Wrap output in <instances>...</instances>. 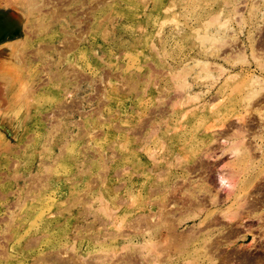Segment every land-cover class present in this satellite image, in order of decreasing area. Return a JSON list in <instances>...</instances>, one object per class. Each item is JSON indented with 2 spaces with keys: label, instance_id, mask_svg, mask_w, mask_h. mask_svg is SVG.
I'll use <instances>...</instances> for the list:
<instances>
[{
  "label": "rangeland",
  "instance_id": "rangeland-1",
  "mask_svg": "<svg viewBox=\"0 0 264 264\" xmlns=\"http://www.w3.org/2000/svg\"><path fill=\"white\" fill-rule=\"evenodd\" d=\"M2 2L0 264H264V0Z\"/></svg>",
  "mask_w": 264,
  "mask_h": 264
},
{
  "label": "crops",
  "instance_id": "crops-1",
  "mask_svg": "<svg viewBox=\"0 0 264 264\" xmlns=\"http://www.w3.org/2000/svg\"><path fill=\"white\" fill-rule=\"evenodd\" d=\"M2 1L3 0H0V36L2 33H5L6 37L0 41V85H5V89L0 88V123L8 128H14L19 138H10L9 141L12 143L20 141L21 137L24 135V130L28 128L32 118L31 115L28 114V109L25 104L26 101L22 97L21 87L17 80L18 77H9L5 73L6 71L3 70L8 65H12L13 62L12 54L14 49L9 46L22 40L26 35L25 22L27 16H25L24 11L18 10V12H13L14 9L3 7L1 5V3H3ZM1 14H3V17ZM53 19L54 20L51 21L52 23L54 22L55 25L60 24V19L56 18V15H53ZM54 23L52 24L53 26H55ZM10 36H12L13 39H8ZM11 86L16 87L13 89ZM1 124L0 129L2 126Z\"/></svg>",
  "mask_w": 264,
  "mask_h": 264
},
{
  "label": "bare ground",
  "instance_id": "bare-ground-1",
  "mask_svg": "<svg viewBox=\"0 0 264 264\" xmlns=\"http://www.w3.org/2000/svg\"><path fill=\"white\" fill-rule=\"evenodd\" d=\"M104 1H105V0H104ZM68 2H69V1H68ZM98 2L100 3V1H98ZM101 2H103V1H101ZM5 3H7V2H5ZM63 3H64V2H63ZM84 3H85V2H84ZM84 3H83V4H84ZM57 4H58V3H57ZM8 5H9V4H8ZM59 5H60V4H59ZM97 5H98V4H97ZM64 6H65V5H64ZM9 7H10V5H9ZM58 7L61 8L60 6H58ZM62 7H63V6H62ZM65 7H66V6H65ZM95 7H96V6H95ZM95 7H94V9H95ZM55 8L58 10L57 7H55ZM8 9H9V8H8ZM12 9H13V8H12ZM21 9H22V8H21ZM60 10H61V9H60ZM73 11H74V10H73ZM51 12H52V11H51ZM52 13H53V12H52ZM52 13H50V14H52ZM58 13H59V11H57L56 14H58ZM63 13H64V12H63ZM56 14H55V15H56ZM61 16H63V15H61ZM104 20H105V19H104ZM104 20H103V21H104ZM69 21H70V20H69ZM104 24H105V23H104ZM221 25H222V24H221ZM42 26H43V25H42ZM104 26H105V25H104ZM106 28H107V27H106ZM220 28H221V27H220ZM87 34H88V33H87ZM82 35H83V34H82ZM82 35H80V36H82ZM87 36H88V35H87ZM89 37H90V36H89ZM72 38H73V37H72ZM75 38H76V37H75ZM83 39H84V37H83ZM83 39H82V40H83ZM86 39H88V38H86ZM100 39H101V38H100ZM64 40H65V39H64ZM68 40L71 42V39H70V38H69ZM84 40H85V39H84ZM66 41H67V40H65L64 43H67V44H68V41H67V42H66ZM89 41H90V40H89ZM73 42H75V41L73 40V41L71 42V44H68V45L66 46V48H67L68 46H73L72 44L75 45V43H73ZM87 42H88V41H87ZM91 43H92V42H91ZM77 44L79 45L80 42H79V43L77 42ZM89 44H90V43H89ZM64 45H65V44H64ZM83 45H84V44H83ZM87 45H88V44H87ZM58 46H59V45H58ZM76 46H77V45H76ZM76 46H74V47H76ZM82 47H83V46H82ZM55 48H56V47H55ZM68 48H69V47H68ZM60 49H61V48H60ZM72 49H74V48H72ZM76 49H77V48H76ZM78 49H79V48H78ZM87 49H88V48H87ZM43 50H44V49H43ZM63 50H65L64 46H63ZM67 50H71V49L69 48V49H67ZM67 50H65V51H67ZM74 50H75V49H74ZM74 50H72V51H74ZM64 53H65V52H64ZM64 53H63L62 55H64ZM35 54H36V53H35ZM42 54H43V53H42ZM67 54H68V51H67ZM35 56H36V55H35ZM95 56H96V55H95ZM261 59H262V58H261ZM259 61H260V60H259ZM257 62H258V61H257ZM207 66H208V65H206V67H207ZM50 67H52V66H50ZM206 67H204V68H202V69L204 70ZM263 67H264V66H263ZM45 69H47V68H45ZM260 69H261V68H260ZM208 70H209V69H208ZM71 71H72V70H71ZM206 71H207V70H206ZM69 72H70V70H69ZM69 72H68V73H69ZM72 72H73V73L75 72L76 76L78 75V73H76V71H72ZM48 74H50V73L48 72ZM69 74H71V73H69ZM79 74H80V73H79ZM82 74H83V73H82ZM82 74H81V75H82ZM71 75H72V74H71ZM71 75H70V77H73V75H72V76H71ZM35 76H36V75H35ZM35 76H34V77H35ZM50 76H52V75H50ZM76 76H75L74 78H77V77H78V76H77V77H76ZM102 76H103V74H102ZM53 77H54V76H53ZM84 77H85V76H84ZM231 77H232V76H231ZM78 78H79V77H78ZM86 78H89V77H86ZM235 78H236V77H235ZM79 79L81 80V77H80ZM82 79L85 81L84 78H82ZM99 79H100V78H99ZM231 79H232V78H231ZM75 80H76V79H75ZM105 80H106V79H105ZM105 80H104V81H105ZM48 82H49V81H48ZM79 82H81V81H79ZM79 82H78V83H79ZM252 82H253V81H252ZM83 83H84V82H83ZM104 83H105V82H104ZM77 85H78V84H77ZM252 85H253V84H252ZM257 85H258V84H257ZM101 86H102V85H101ZM104 86H105V85H104ZM113 86H114V85H113ZM255 86H256V85H255ZM0 87H1V85H0ZM4 87H5V85H4V86L2 85L1 88H4ZM55 87H56V86H55ZM115 87H116V86H115ZM252 87H253V86H252ZM258 87H259V86H258ZM61 88H63V87H61ZM93 88H94V87H93ZM111 88H112V87H111ZM253 88H254V87H253ZM4 89H5V88H4ZM7 90H8V89H7ZM102 90H103V89H102ZM104 91H105V90H104ZM64 92H65V91H64ZM117 92H118V91H117ZM258 92H260V91H258ZM261 92H263V91H261ZM254 93H255V92H254ZM255 98H256V97H255ZM84 106H85V105H84ZM65 109H66V108H65ZM253 109H254V108H253ZM77 111H78V110H77ZM259 114H260V113H259ZM259 117H260V116H259ZM53 119H54V118H53ZM241 120H242V119H241ZM238 131H239V130H238ZM241 133H242V132H241ZM246 133H247V132H246ZM231 134H232V133H231ZM240 135H241V134H240ZM242 135H243V134H242ZM242 135H241V136H242ZM244 135H245V134H244ZM4 136H5V135H4ZM4 136H3V137H4ZM235 138H236V137H235ZM236 143H237V142H236ZM240 144H243V143H240ZM234 145H235V144H234ZM234 145H233V146H234ZM238 145H239V143H238ZM236 146H237V145H236ZM236 146H235V147H236ZM235 147H234V148H235ZM238 147H239V146H238ZM242 147H243V145H242ZM236 148H237V147H236ZM235 152H237V150H236ZM239 155H240V154H239ZM237 172H238V171H237ZM239 176H240V175H239ZM223 177H224V176H223ZM228 177H229V176H228ZM262 178H263V177H262ZM218 179H219V178H218ZM39 180H40V179H39ZM41 180H42V179H41ZM224 180H225V179H224ZM224 180H219V181H222V182H223ZM258 180H259V179H258ZM219 181H218V182H219ZM225 181H226V180H225ZM222 182H220V183H222ZM38 185H39V184H38ZM40 185H41V184H40ZM29 186H30V185H29ZM35 186H36V185H35ZM32 187H33V186H32ZM258 188H259V187H258ZM33 189H34V188H33ZM202 189H203V188H202ZM229 189H230V188H229ZM34 190H35V189H34ZM256 190H257V189H256ZM258 191H259V189H258ZM188 192H189V191H188ZM260 194H261V193H260ZM260 194H258V196H259ZM226 195H227V194H226ZM263 195H264V193H263ZM263 195L261 194L259 197H261V196H263ZM225 197H226V196H225ZM261 198H263V197H261ZM262 200H264V199H262ZM260 201H261V199H260ZM214 202H215V201H214ZM256 202H259V201H256ZM256 202H255V203H256ZM261 202H262V201H261ZM261 202H260L259 204L264 205V203H261ZM263 202H264V201H263ZM252 204H253V203H252ZM259 204H257V205H259ZM240 205H241V204H240ZM257 205H254V206H252V207L255 208ZM21 207H22V206H21ZM239 207H240V206H239ZM252 207H250V208H252ZM262 207H263V206H262ZM250 208H249V209H250ZM257 208H258V207H257ZM255 210H256V209H255ZM252 211H253V209H252ZM252 211H251V212H252ZM249 212H250V211H249ZM192 214H193V213H192ZM233 214H234V213H233ZM233 214H231V215L234 216V215H236L237 213H235L234 215H233ZM251 214H252V213H251ZM193 215H194V214H193ZM229 217L234 219L236 216L231 217V216L229 215ZM161 218H162V217H161ZM227 218H228V216H227ZM227 218H226V219H227ZM230 218H229V219H230ZM237 218H238V217H237ZM239 218H240V217H239ZM233 219H232V220H233ZM260 219H261V218H260ZM227 220H228V219H227ZM235 220H236V219H235ZM262 227H263V226H262ZM261 230H262V228H261ZM32 246H33V245H32ZM209 246H210V245H209ZM213 246H214V245H213ZM214 263H215V262H214Z\"/></svg>",
  "mask_w": 264,
  "mask_h": 264
},
{
  "label": "flooded vegetation",
  "instance_id": "flooded-vegetation-1",
  "mask_svg": "<svg viewBox=\"0 0 264 264\" xmlns=\"http://www.w3.org/2000/svg\"><path fill=\"white\" fill-rule=\"evenodd\" d=\"M258 208H260V209H261V211H260V212H262V208H261L260 206H258ZM255 221L257 222L258 220H257V219H255Z\"/></svg>",
  "mask_w": 264,
  "mask_h": 264
}]
</instances>
